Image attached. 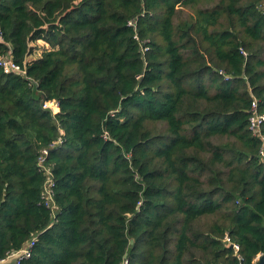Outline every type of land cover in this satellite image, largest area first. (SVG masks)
I'll list each match as a JSON object with an SVG mask.
<instances>
[{"label":"trees","instance_id":"1","mask_svg":"<svg viewBox=\"0 0 264 264\" xmlns=\"http://www.w3.org/2000/svg\"><path fill=\"white\" fill-rule=\"evenodd\" d=\"M263 7L0 0V57L27 70L0 67V260L36 237L21 264H255L264 142L249 119L254 99L264 113Z\"/></svg>","mask_w":264,"mask_h":264},{"label":"built area","instance_id":"2","mask_svg":"<svg viewBox=\"0 0 264 264\" xmlns=\"http://www.w3.org/2000/svg\"><path fill=\"white\" fill-rule=\"evenodd\" d=\"M136 23L137 22L131 21L129 25L136 26ZM0 42H2L1 33H0ZM243 54L247 56V53L244 51H243ZM0 67L4 70L5 73H14V74L22 75L25 78L27 77L26 67L15 63L11 54L0 57ZM44 105H45L44 107L46 109L51 110L54 115L59 112V106L57 103L45 101ZM251 112L252 114L249 119V129L254 136L260 138L264 142V134H263L264 113L260 112L259 101L257 99H254L252 101ZM61 134L63 135V132ZM61 143H62V139L59 138V140L54 143L53 147L60 145ZM48 156H49V151L44 150L42 155L38 158L37 164H38L39 171L43 173L45 177L44 186H43V196H42L43 202L45 206L51 210L52 218L53 220H55L57 209H58L56 202H55V182L56 181L54 179V173L52 170V166L47 163ZM259 156L261 157V159L264 160V147L261 148ZM224 242L230 245L233 248L236 256H238V258L241 259L240 254H239L241 250L240 246L237 243L233 242L228 235L225 236ZM35 243H36V237H33L32 240L27 243V247L25 249L23 248L20 251H17L15 253L8 255V257H6L5 259H1L0 262H4L10 256L23 251L24 256L21 257L18 261V264H21L24 260L29 259L32 256V249L35 246ZM124 264H128V261H125ZM240 264H243V261H241Z\"/></svg>","mask_w":264,"mask_h":264},{"label":"water","instance_id":"3","mask_svg":"<svg viewBox=\"0 0 264 264\" xmlns=\"http://www.w3.org/2000/svg\"><path fill=\"white\" fill-rule=\"evenodd\" d=\"M44 103H45V101H44ZM44 103H43V104H44ZM130 242H131V244H133V243H134V240H131ZM26 247H27V245L24 246V249H25ZM23 256H24V252H23V251H22V252H18V253H16V254L10 256L6 261H4V262H0V264H18L19 259H20L21 257H23ZM255 264H264V254H261V255L257 258V261H256Z\"/></svg>","mask_w":264,"mask_h":264},{"label":"rangeland","instance_id":"4","mask_svg":"<svg viewBox=\"0 0 264 264\" xmlns=\"http://www.w3.org/2000/svg\"><path fill=\"white\" fill-rule=\"evenodd\" d=\"M182 18H183V16H182ZM177 20H179V21H177L179 23L182 21L180 19H177ZM34 46L36 47V49L34 51V55L30 59L38 58L41 55V53H43V48L46 47V44L44 42L39 41V42L35 43ZM42 105H43V107L45 106L44 104H42Z\"/></svg>","mask_w":264,"mask_h":264}]
</instances>
